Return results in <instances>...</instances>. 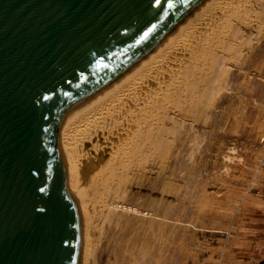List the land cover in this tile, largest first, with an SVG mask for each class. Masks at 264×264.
Here are the masks:
<instances>
[{
	"label": "water",
	"instance_id": "95a60500",
	"mask_svg": "<svg viewBox=\"0 0 264 264\" xmlns=\"http://www.w3.org/2000/svg\"><path fill=\"white\" fill-rule=\"evenodd\" d=\"M203 0H0V264H75L58 120Z\"/></svg>",
	"mask_w": 264,
	"mask_h": 264
},
{
	"label": "rangeland",
	"instance_id": "374dc122",
	"mask_svg": "<svg viewBox=\"0 0 264 264\" xmlns=\"http://www.w3.org/2000/svg\"><path fill=\"white\" fill-rule=\"evenodd\" d=\"M255 23L242 59L227 60L221 92L198 100L142 167L116 175L124 206L101 227L98 264L264 258V10Z\"/></svg>",
	"mask_w": 264,
	"mask_h": 264
},
{
	"label": "bare ground",
	"instance_id": "6f19581e",
	"mask_svg": "<svg viewBox=\"0 0 264 264\" xmlns=\"http://www.w3.org/2000/svg\"><path fill=\"white\" fill-rule=\"evenodd\" d=\"M261 10L264 0H203L119 76L60 116L59 172L77 210L75 264L99 262L106 246L101 227L124 206L115 198L116 175L142 167L198 100L221 92L227 60L242 59L246 29Z\"/></svg>",
	"mask_w": 264,
	"mask_h": 264
},
{
	"label": "trees",
	"instance_id": "16d2710c",
	"mask_svg": "<svg viewBox=\"0 0 264 264\" xmlns=\"http://www.w3.org/2000/svg\"><path fill=\"white\" fill-rule=\"evenodd\" d=\"M251 264H264V258H261L257 262Z\"/></svg>",
	"mask_w": 264,
	"mask_h": 264
}]
</instances>
